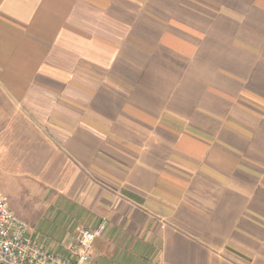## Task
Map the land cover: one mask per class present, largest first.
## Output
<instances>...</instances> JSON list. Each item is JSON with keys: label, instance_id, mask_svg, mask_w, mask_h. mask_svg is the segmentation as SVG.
<instances>
[{"label": "crops", "instance_id": "1", "mask_svg": "<svg viewBox=\"0 0 264 264\" xmlns=\"http://www.w3.org/2000/svg\"><path fill=\"white\" fill-rule=\"evenodd\" d=\"M8 189L58 252L264 264V0H0Z\"/></svg>", "mask_w": 264, "mask_h": 264}, {"label": "built area", "instance_id": "2", "mask_svg": "<svg viewBox=\"0 0 264 264\" xmlns=\"http://www.w3.org/2000/svg\"><path fill=\"white\" fill-rule=\"evenodd\" d=\"M107 223L97 228H81L66 242L67 252H58L35 238L27 222L15 215L6 196L0 195V264H88L94 241L102 236Z\"/></svg>", "mask_w": 264, "mask_h": 264}, {"label": "rangeland", "instance_id": "3", "mask_svg": "<svg viewBox=\"0 0 264 264\" xmlns=\"http://www.w3.org/2000/svg\"><path fill=\"white\" fill-rule=\"evenodd\" d=\"M4 194L9 199L11 207L18 214H19L20 210H25V209L31 207V206H29L28 203L30 200H32V198L29 197L27 191L21 192V191H16L13 189H8V190H6V193H4ZM106 242H107V239H104L102 237H99L96 240L95 247H98L97 248L98 251H97L96 255L93 256V259L91 260V262L94 261L93 264H113L112 262L117 260L118 251H115L116 248L115 247L113 248L112 245H107ZM91 262L88 264H91Z\"/></svg>", "mask_w": 264, "mask_h": 264}]
</instances>
